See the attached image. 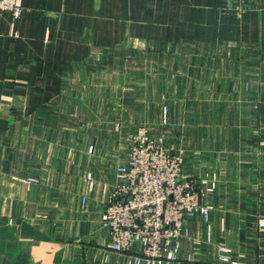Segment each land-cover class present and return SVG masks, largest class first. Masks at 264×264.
<instances>
[{"label": "crops", "instance_id": "obj_1", "mask_svg": "<svg viewBox=\"0 0 264 264\" xmlns=\"http://www.w3.org/2000/svg\"><path fill=\"white\" fill-rule=\"evenodd\" d=\"M257 2L240 15L227 0H20L17 19L0 10V264H131L112 251L101 215L139 128L183 151L186 174L219 180L209 221L187 220L171 264H223L221 247L264 264ZM116 49L150 72L114 111L108 87L100 108L75 75Z\"/></svg>", "mask_w": 264, "mask_h": 264}, {"label": "built area", "instance_id": "obj_2", "mask_svg": "<svg viewBox=\"0 0 264 264\" xmlns=\"http://www.w3.org/2000/svg\"><path fill=\"white\" fill-rule=\"evenodd\" d=\"M0 10L17 19L22 6L20 0H0ZM164 140V135L152 137L144 128L126 135L128 160L116 167L101 215L111 249L130 254L131 264H171L187 220L208 222L211 215L208 199L218 187L217 175L186 174L184 152L166 147ZM230 253L221 247L220 262L242 264Z\"/></svg>", "mask_w": 264, "mask_h": 264}, {"label": "rangeland", "instance_id": "obj_3", "mask_svg": "<svg viewBox=\"0 0 264 264\" xmlns=\"http://www.w3.org/2000/svg\"><path fill=\"white\" fill-rule=\"evenodd\" d=\"M257 1L258 0H227V6L230 9H235L236 13L240 15L242 12L246 11L249 8V4L250 7H257ZM143 60L145 62L150 61V59L147 58ZM136 61L139 60H137L134 54H131L121 49L97 51L91 56V58L88 60V63L83 65L84 69H80L75 75L77 78L79 77L78 79H80V82H78V85L80 86H76V88L81 89L80 94L83 96V99L85 101H88V103L89 101L94 100L92 98H95L96 101L101 98L98 104L100 108H102L104 104L102 98L104 94V87L105 89L106 87H108V91H111L112 93V109H114V111L118 110V102L122 99L121 97H123L121 95V91L125 88V86L129 91H131V88H135V83L139 84V81H135L134 78L137 77V79H140V77H142L144 73L150 72L147 71V69H144V67L142 69H137L138 65ZM138 63L140 64V62ZM146 66L147 65H145V67ZM249 67L256 68V65H252ZM258 73L259 72H257L255 76L252 77L253 80L256 79V83L260 82V77H258ZM147 84L150 83L147 81L146 85ZM141 87L142 86L140 85L138 89H140ZM84 105L86 107L87 102H85ZM124 143L126 144L125 140ZM211 172L213 175L216 174L213 171ZM206 173H209V171L197 173L198 175L193 176L202 177Z\"/></svg>", "mask_w": 264, "mask_h": 264}]
</instances>
